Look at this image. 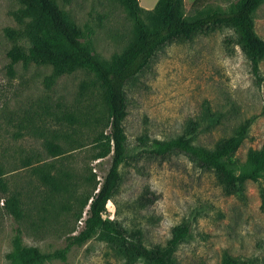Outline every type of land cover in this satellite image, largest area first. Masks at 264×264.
<instances>
[{"label":"rangeland","instance_id":"374dc122","mask_svg":"<svg viewBox=\"0 0 264 264\" xmlns=\"http://www.w3.org/2000/svg\"><path fill=\"white\" fill-rule=\"evenodd\" d=\"M55 1L71 22L91 31L93 50L103 60L121 52L133 36L121 0ZM234 1L184 0V14L192 17ZM156 2L139 0L144 9ZM20 6L17 0H0V264H19L29 247L45 254L64 247L82 228L88 208L84 202L97 191L111 163V154L95 157L100 150L96 138L109 132V126L103 89L91 72L77 69L54 76L50 65H10L7 51L29 45L25 21L13 15ZM254 21L264 39V3ZM6 28L16 30L17 37L11 38ZM259 76L257 80L251 72L230 27L197 32L159 49L126 87L127 153L103 216L147 247L165 245L172 229L188 222L190 234L173 254L176 264H219L225 252L247 259V264H264V211L256 182L246 181L240 198L225 193L213 171L183 153L160 159L144 152L153 139L183 133L207 106L210 127L194 144L208 148L255 116L236 152L244 161L250 148L264 144V59ZM47 141L59 144L63 153L50 155ZM51 176L59 181L56 190L49 184ZM13 194L19 199L20 219L6 208ZM143 195L149 201H142ZM36 264L143 263L128 262L96 234L72 245L66 261L52 257Z\"/></svg>","mask_w":264,"mask_h":264},{"label":"trees","instance_id":"16d2710c","mask_svg":"<svg viewBox=\"0 0 264 264\" xmlns=\"http://www.w3.org/2000/svg\"><path fill=\"white\" fill-rule=\"evenodd\" d=\"M20 7L13 12L17 21H25L23 30L29 45L27 48L14 45L7 51L10 65L18 61L34 62L52 67V74L60 76L77 69L91 72L103 89V101L107 114L109 132L96 138L100 150L96 158L111 154V163L97 191L88 197V206L83 226L77 234L69 236L67 244L51 253H42L37 247L27 248L19 264H36L52 257L66 261L72 245H81L96 234H100L109 246L127 258L128 262L140 260L143 264H176L173 254L190 234V224L183 222L172 229L165 245L147 247L139 238L128 235L125 228L114 219L104 217L106 203L120 181V166L127 153V135L124 120L127 115L126 87L150 63L155 53L177 39H190L197 32L217 27H230L235 40L245 54L251 72L260 80V62L264 59V39L255 29L254 13L264 0H235L225 7H215L186 17L184 0H157L151 9H144L139 0H121L133 23V36L127 46L109 60L98 57L92 47L91 31H82L69 20L65 11L55 0H17ZM11 38L16 30L6 28ZM20 34V33H19ZM212 117L205 106L200 120H190L183 133L168 139H153L144 152L152 157L164 159L174 153H183L200 167L214 172L225 193L242 198L246 181L256 182L264 211V144L250 148L244 161L236 152L248 137L255 116L241 122L233 133L220 139L213 148L194 144L199 133L210 127ZM143 142V138H139ZM46 149L52 156L63 153L59 144L47 141ZM56 190L59 181L48 177ZM0 186L4 187L0 170ZM142 201H149L146 195ZM6 208L16 219L22 217L19 199L14 194L6 199ZM81 217V215H79ZM18 247H19V238ZM247 259L223 253L219 264H247Z\"/></svg>","mask_w":264,"mask_h":264}]
</instances>
